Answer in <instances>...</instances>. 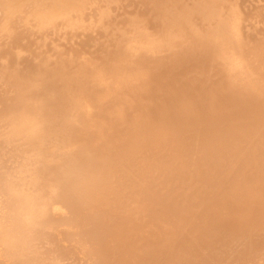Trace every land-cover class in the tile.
Returning <instances> with one entry per match:
<instances>
[{
  "label": "bare ground",
  "instance_id": "6f19581e",
  "mask_svg": "<svg viewBox=\"0 0 264 264\" xmlns=\"http://www.w3.org/2000/svg\"><path fill=\"white\" fill-rule=\"evenodd\" d=\"M263 15L0 0V264H264Z\"/></svg>",
  "mask_w": 264,
  "mask_h": 264
},
{
  "label": "rangeland",
  "instance_id": "374dc122",
  "mask_svg": "<svg viewBox=\"0 0 264 264\" xmlns=\"http://www.w3.org/2000/svg\"><path fill=\"white\" fill-rule=\"evenodd\" d=\"M41 1H44V0H41ZM244 2H245V0H243ZM247 1V0H246ZM42 3V2H41ZM263 3V2H262ZM246 4H247V2H246ZM260 3H257V1H253L252 3H250V4H248L247 6H245V4L243 3V6L244 7H246L247 9H245V11L247 10V12H251V10L254 8V7H260V5H259ZM17 6V5H16ZM75 6V7H74ZM72 7V6H71ZM73 7L74 8H76V5L74 4L73 5ZM72 10H73V8H72ZM74 10H76V9H74ZM87 10V9H86ZM89 10V9H88ZM87 10V11H88ZM69 12V11H68ZM70 12H72L71 10H70ZM70 12L68 13V14H70ZM85 12V11H84ZM89 12V11H88ZM87 13V12H86ZM66 16H69V15H66ZM71 16V15H70ZM89 16V15H88ZM263 17H264V15H263ZM145 20H150V17H146V19ZM68 28V27H67ZM261 31V30H260ZM262 32V31H261ZM56 97V96H55ZM53 98V97H52Z\"/></svg>",
  "mask_w": 264,
  "mask_h": 264
}]
</instances>
